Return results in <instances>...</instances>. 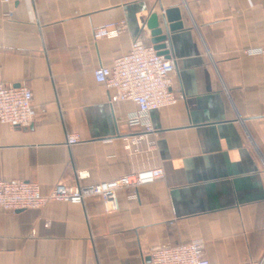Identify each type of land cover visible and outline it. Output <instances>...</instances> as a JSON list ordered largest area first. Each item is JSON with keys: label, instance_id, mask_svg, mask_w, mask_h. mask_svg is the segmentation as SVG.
Instances as JSON below:
<instances>
[{"label": "crops", "instance_id": "crops-1", "mask_svg": "<svg viewBox=\"0 0 264 264\" xmlns=\"http://www.w3.org/2000/svg\"><path fill=\"white\" fill-rule=\"evenodd\" d=\"M179 11L167 42L177 103L149 113L153 131L126 122L132 101L93 76L151 43L150 13ZM116 37L94 39L109 22ZM264 0H0V82L26 86V127L0 123V178L91 185L161 168L163 176L41 208L0 207V264H147L153 247L201 239L215 264H264ZM79 142L68 145V135ZM79 172L86 176L79 178Z\"/></svg>", "mask_w": 264, "mask_h": 264}, {"label": "built area", "instance_id": "built-area-1", "mask_svg": "<svg viewBox=\"0 0 264 264\" xmlns=\"http://www.w3.org/2000/svg\"><path fill=\"white\" fill-rule=\"evenodd\" d=\"M11 2L15 0H1ZM126 23L109 22L94 28V39L112 38L125 31ZM247 55H264V43L245 49ZM176 69L172 58L158 54L153 44L145 42L137 36L131 42L127 53L115 57L108 66L99 65L93 70V76L107 88L115 90L111 102L132 101L136 112L126 117L131 127H140L142 139L152 133L149 113L154 109L173 105L182 97L181 93L172 89V74ZM36 111L32 105V93L26 86H13L0 82V123L11 127H26L35 117ZM79 142L76 135H68L66 144ZM86 172H79L83 178ZM163 176L161 168H153L123 175L116 179L91 185H66L55 183L48 194L40 192L39 184L14 178H0V207L5 211L21 209H37L50 201L83 203L92 196H98L106 209L117 208L116 191L121 188L133 189L139 185L152 182ZM147 264H215L204 252L201 239L175 245H158L152 248Z\"/></svg>", "mask_w": 264, "mask_h": 264}, {"label": "water", "instance_id": "water-1", "mask_svg": "<svg viewBox=\"0 0 264 264\" xmlns=\"http://www.w3.org/2000/svg\"><path fill=\"white\" fill-rule=\"evenodd\" d=\"M179 20L178 9L172 7L163 10L160 16L156 13H150L144 21V26L150 31L151 43L158 54L168 57L167 42H171L173 32L181 28L182 23ZM149 260L150 257L148 256L147 261Z\"/></svg>", "mask_w": 264, "mask_h": 264}]
</instances>
